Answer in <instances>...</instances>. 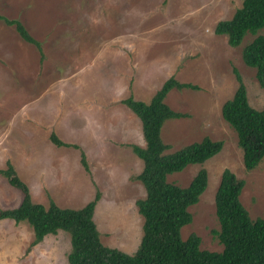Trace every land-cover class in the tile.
I'll use <instances>...</instances> for the list:
<instances>
[{"label": "rangeland", "instance_id": "1", "mask_svg": "<svg viewBox=\"0 0 264 264\" xmlns=\"http://www.w3.org/2000/svg\"><path fill=\"white\" fill-rule=\"evenodd\" d=\"M241 2L0 0V14L20 21L41 47L40 52L21 38L14 25L0 20V169L9 161L27 184L32 201L44 206L51 198L60 207L77 209L98 190L93 219L102 243L132 253L143 223L135 201L145 197V190L132 179L141 171L142 161L127 144L144 146L139 119L134 116V121L123 104L119 107L129 112L122 113L117 106L108 112L93 104L89 115L98 130L99 121L112 125L122 124L123 119L129 128L135 126V133L130 137L133 132L124 131L126 144L118 138L124 148L108 145L102 153L101 144L94 146L99 143L95 138L94 145L80 140L84 148L70 146L73 150L50 139L62 113L52 106L61 100L72 107H87L94 98L120 100L129 95L148 102L171 76L192 83L196 89L173 88L164 99L171 109L185 114L162 125L167 152L206 136L222 141V148L203 163L169 174L167 180L185 187L200 169H206L207 186L188 209L191 223L180 232L183 239L198 235L201 249L220 251L213 233L219 229L214 195L225 168L243 179L239 198L251 218L264 216V158L246 170L236 132L221 116V105L237 87L233 69L241 76L249 103L264 111V88L241 57L243 46L255 35L247 33L239 46L231 47L225 35L213 32L216 23L230 18ZM85 112L80 108V116ZM64 133L70 134L68 128ZM81 151L89 171L81 163ZM21 198V192L0 174V210L16 207ZM32 237L26 221L0 219V264L67 263L66 232L45 236L37 244H32Z\"/></svg>", "mask_w": 264, "mask_h": 264}, {"label": "trees", "instance_id": "2", "mask_svg": "<svg viewBox=\"0 0 264 264\" xmlns=\"http://www.w3.org/2000/svg\"><path fill=\"white\" fill-rule=\"evenodd\" d=\"M0 20L14 25L21 38L41 52L40 43L20 21L1 14ZM213 32L225 35L231 47L239 46L247 33L255 35L243 46L241 57L255 70L258 84L264 88V0H242L230 18L216 23ZM233 71L237 87L231 98L221 105V116L236 132L245 169L252 170L264 158V111L249 103L241 76L236 69ZM173 88L196 89L197 86L171 76L148 102L132 95L120 100L139 119L144 139L143 147L129 145L142 161L141 171L132 179L140 181L145 190V197L135 201L143 223L141 238L132 253L102 243L93 219L98 190L91 200L77 209L60 207L51 198L44 206L32 201L27 184L9 161L5 169H0V174L21 192L22 198L16 207L1 209L0 219H11L15 223L26 221L33 231L32 244L41 242L45 236L66 232L70 244L66 264H264V216L251 218L239 198L244 181L228 168L222 171L214 195L219 229L213 233L222 249H201L200 237L195 233L182 238L181 229L192 221L188 209L199 201L207 186V171L200 169L185 187L169 182L167 176L189 164L205 162L221 150L222 141L206 136L167 152L169 146L160 134L162 125L167 119L185 116L164 101ZM50 139L57 146L78 148V145L62 141L55 133L50 134ZM81 163L89 171L82 151Z\"/></svg>", "mask_w": 264, "mask_h": 264}, {"label": "crops", "instance_id": "3", "mask_svg": "<svg viewBox=\"0 0 264 264\" xmlns=\"http://www.w3.org/2000/svg\"><path fill=\"white\" fill-rule=\"evenodd\" d=\"M99 67L102 68L101 65H99ZM94 99L89 101L88 104L83 103V104H86L87 107H85V106L72 107V106H70V104H68L65 101H61V100L56 101L54 103V104H56V106H52L53 107L52 109L55 111L59 110L58 113H60V112H62V113L54 122L55 132H53V133H55V135L59 139H61L63 141L65 139L66 141H64V142H66V143H73V142H76L73 144L78 143L77 145L79 147L81 145H84L80 140H83L85 143L90 142L93 144L94 139L97 138V140H99V143L95 144V145L93 144V145L95 147H97L98 145L101 144V146L99 147V150L102 153L105 151L104 149L108 145H114V147L120 146L121 148H124V146L120 145L118 138H122L121 144H126V143H124L123 140H124V138H127V137H123L124 136L123 133H124V131L126 133L133 132L131 135H129L130 137L133 136L135 133V131H134L135 126L129 128L130 126L123 119L119 120L120 122H122V124L114 123L112 125H110V124L108 125V123L102 125L104 122L99 121L98 122L99 130H98L96 127L97 125H95L93 122V118L89 115L92 113L93 104L101 105V107H97V109H100V110L106 109L108 112H110L111 108H114L116 106L119 107V106H121V104H123L120 102L121 99L117 100L114 97H113V99H110L109 97H107L105 99L100 98V101H99V98H94ZM96 99H98V100L96 101ZM104 100L106 101V104H105ZM61 104H64V105H61ZM78 104H80V103H78ZM80 108L83 109L84 112L88 111L89 113L86 114V112H85L83 115L80 116ZM119 108H120L122 113L129 112L126 109H124L123 107H119ZM129 114H132L134 121H135V117H134L135 114L133 115V113H130V112H129ZM44 116H46V114ZM60 117H61V121L59 120ZM114 118L115 117L113 116L112 121H114ZM76 119L79 122H77ZM67 120H70V124L68 126L66 124ZM67 128L70 131V134L64 133V131H66ZM137 130H139V125L137 126ZM106 131H108L113 136L114 135H116V136L115 137L108 136V133ZM103 132H105V134ZM70 136H73V139ZM67 141H71V142H67ZM79 144H81V145H79ZM130 144H134V143L131 142ZM130 144H127V145L129 146ZM95 147L93 148V150H95ZM66 148H69V147H66ZM70 148H72V147H70ZM80 148L83 149L84 147L82 148V146H81ZM127 148H129V147H127ZM72 149L74 150L75 148H72Z\"/></svg>", "mask_w": 264, "mask_h": 264}]
</instances>
